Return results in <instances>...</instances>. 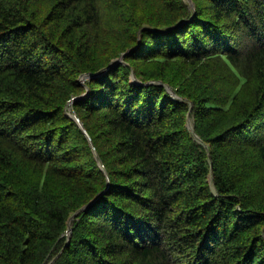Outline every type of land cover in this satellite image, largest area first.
<instances>
[{
	"label": "trees",
	"instance_id": "16d2710c",
	"mask_svg": "<svg viewBox=\"0 0 264 264\" xmlns=\"http://www.w3.org/2000/svg\"><path fill=\"white\" fill-rule=\"evenodd\" d=\"M193 2L0 0V264H264V0Z\"/></svg>",
	"mask_w": 264,
	"mask_h": 264
},
{
	"label": "water",
	"instance_id": "95a60500",
	"mask_svg": "<svg viewBox=\"0 0 264 264\" xmlns=\"http://www.w3.org/2000/svg\"><path fill=\"white\" fill-rule=\"evenodd\" d=\"M189 2L191 3V6H193V0H189ZM115 64H118L119 63V61H115L114 62ZM113 63V64H114ZM111 67H112V65H110L108 68H106V69H104V70H101V71H99V72H97V73H90V74H88V75H85V76H82V78H81V80L82 81H85L86 79H92V78H96V77H100V76H103L104 74H106L107 72H109L110 70H111ZM133 80L134 81H137L138 82V80H137V78H136V76L134 75L133 76ZM175 94V93H174ZM68 110H70V109H68ZM68 115H69V117H71L72 119H74L75 121H77L79 124H80V127L83 129V131H84V133L88 136V134H87V131L83 128V125L79 122V120H78V118H77V116L74 114V113H72L71 111H69L68 112ZM188 127L191 129V131H192V133L197 137V135L194 133V128H193V125H192V123H190V121H189V123H188ZM89 137V136H88ZM198 138V137H197ZM90 139V138H89ZM199 139V138H198ZM211 181H212V179H211ZM95 202V201H94ZM93 203V202H92ZM91 203V204H92ZM90 204V205H91ZM90 205H88V206H85L84 208H82L81 210H79L76 214H74L70 219H69V221H68V223H69V230H68V235H69V238H68V240L70 241L71 240V233H72V223H73V221H74V219L82 212V211H84L85 209H87ZM54 261H52L50 264H52Z\"/></svg>",
	"mask_w": 264,
	"mask_h": 264
},
{
	"label": "bare ground",
	"instance_id": "6f19581e",
	"mask_svg": "<svg viewBox=\"0 0 264 264\" xmlns=\"http://www.w3.org/2000/svg\"><path fill=\"white\" fill-rule=\"evenodd\" d=\"M52 3H54V2H52ZM56 3V2H55ZM54 5H56V4H54ZM16 7H17V4L15 5ZM49 6V5H48ZM51 6H52V4H51ZM50 6V7H51ZM57 7V6H56ZM17 9H20V8H17ZM46 10H47V8H46ZM49 11V10H48ZM31 12V11H30ZM21 13V12H20ZM19 14V13H18ZM22 16V15H21ZM22 19V18H21ZM22 21V20H21ZM20 23V22H19ZM41 23V22H40ZM18 24V23H17ZM37 24V23H36ZM23 25H25V24H23ZM22 26V25H21ZM18 27V26H17ZM25 27V26H24ZM20 29V28H19ZM30 31V30H29ZM21 35V34H20ZM24 35V34H23ZM19 36V35H18ZM29 42V41H28ZM32 43V42H31ZM30 44V43H29ZM34 45V44H33ZM27 46V45H26ZM31 48V47H30ZM27 49V48H26ZM28 51V50H27ZM29 54V53H28ZM121 66V65H120ZM122 67V66H121ZM129 69V68H128ZM99 70V69H98ZM115 70V69H114ZM113 71V70H112ZM119 72V71H118ZM121 72V71H120ZM114 73H116V72H114ZM123 73V72H122ZM120 74V73H119ZM129 75V74H128ZM127 75V76H128ZM119 76H121V75H119ZM118 76V77H119ZM117 78V77H116ZM125 78V77H124ZM94 80V79H93ZM120 80L123 82L124 80H122L121 78H120ZM92 81V80H91ZM119 81V80H118ZM127 81V80H126ZM117 83H120V82H117ZM105 85H106V83H104ZM115 84V83H114ZM122 84V83H121ZM124 84H127V83H124ZM123 85V84H122ZM121 85V86H122ZM115 86H117V85H115ZM95 88V87H94ZM127 88V87H126ZM126 88L124 87V89L126 90ZM120 90V89H119ZM123 90V89H122ZM109 94V93H108ZM70 98V97H69ZM77 102V101H76ZM79 102V101H78ZM76 106V105H75ZM106 107V106H105ZM78 120H79V118H78ZM79 122H80V120H79ZM81 123V122H80ZM45 133V132H44ZM47 134H49V133H47ZM41 136H42V134H41ZM40 136V137H41ZM49 138V137H48ZM92 138V137H91ZM40 141V140H39ZM48 141V140H47ZM37 142H38V140H37ZM49 143V142H48ZM80 143H82V142H80ZM85 143V142H84ZM82 145V144H81ZM87 145V144H86ZM85 145V146H86ZM77 147H79V146H77ZM80 152H81V150L83 149L84 150V147L82 148V146H80ZM85 148H88V147H85ZM68 150V149H67ZM79 150V149H78ZM82 150V151H83ZM69 151V150H68ZM88 151V150H87ZM76 152H78V151H75L74 153H76ZM89 152H90V150H89ZM61 153V152H60ZM73 153V154H74ZM79 153V152H78ZM82 153H85V150H84V152H82ZM86 154H87V152H86ZM72 155V154H71ZM52 156V155H51ZM58 156V155H57ZM68 156H69V154H68ZM74 156V155H73ZM81 156H83V154L81 155ZM65 157V156H64ZM76 157H78V156H76ZM68 158V157H67ZM71 158H73V157H71ZM70 158V159H71ZM75 158V157H74ZM74 158H73V160H74ZM80 158V157H79ZM77 159V158H76ZM61 160V159H60ZM81 160V159H80ZM52 161V160H51ZM54 161H55V159H54ZM63 161V160H62ZM76 161V160H75ZM78 161V160H77ZM64 162H65V160H64ZM69 162H71V161H69ZM54 163H56V162H54ZM62 163V162H61ZM68 163V162H67ZM72 164H74V162L72 163ZM69 165H71V164H69ZM60 166H61V164H60ZM59 166V167H60ZM19 173H20V171H19ZM24 173V172H23ZM21 174V173H20ZM22 176V175H21ZM24 176V175H23ZM25 178V177H24ZM27 178V177H26ZM26 178L25 179H23V180H26ZM27 181V180H26ZM27 183V182H26ZM30 184H31V182H29ZM24 185H28V183L27 184H24ZM32 185V184H31ZM30 185V186H31ZM25 187V186H24ZM14 189V188H13ZM27 190V189H26ZM29 190V189H28ZM31 190V189H30ZM8 191V190H7ZM61 195V194H60ZM59 197H61V196H59ZM68 197V196H67ZM66 198V197H65ZM60 199V198H59ZM69 199H70V197H69ZM61 200H63V198L61 199ZM67 200V199H66ZM94 200V199H93ZM64 201V200H63ZM71 201V200H70ZM67 202H69V200L67 201ZM76 205V204H75ZM72 207H73V205H72ZM75 207V206H74ZM94 207V206H93ZM74 209V208H73ZM260 262H262V261H260ZM255 264V263H254Z\"/></svg>",
	"mask_w": 264,
	"mask_h": 264
},
{
	"label": "rangeland",
	"instance_id": "374dc122",
	"mask_svg": "<svg viewBox=\"0 0 264 264\" xmlns=\"http://www.w3.org/2000/svg\"><path fill=\"white\" fill-rule=\"evenodd\" d=\"M185 1H187L188 3H190L189 2V0H185ZM189 7H192V8H195V4H194V2H193V6H191V3L189 4ZM122 58H124V55L122 56ZM122 58H120V59H114V58H112V62L111 63H113V62H115L116 60L117 61H119V63H121V62H123V59ZM118 63V64H119ZM80 120V119H79ZM189 121H190V123H192L193 124V120H191V118L189 117ZM81 122V121H80ZM189 123V122H188ZM194 125V124H193ZM100 165H101V162H100ZM102 167H103V165H101ZM211 178V177H210ZM211 182V181H210ZM68 235V234H67Z\"/></svg>",
	"mask_w": 264,
	"mask_h": 264
},
{
	"label": "clouds",
	"instance_id": "9594fccd",
	"mask_svg": "<svg viewBox=\"0 0 264 264\" xmlns=\"http://www.w3.org/2000/svg\"><path fill=\"white\" fill-rule=\"evenodd\" d=\"M133 81H134V80H133ZM73 100H74V99H73ZM73 100L70 101V103H69L70 105L72 104ZM69 109H70V107H69ZM77 118H78V117H77ZM191 120H192V119H191ZM77 123H78V122H77ZM78 124H79V123H78ZM192 125H193V124H192ZM70 218H71V217H70ZM67 234H68V232H67ZM68 237H69V235H68Z\"/></svg>",
	"mask_w": 264,
	"mask_h": 264
}]
</instances>
